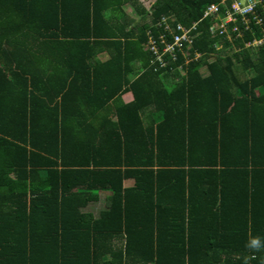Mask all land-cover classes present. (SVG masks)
I'll list each match as a JSON object with an SVG mask.
<instances>
[{"label": "trees", "instance_id": "obj_1", "mask_svg": "<svg viewBox=\"0 0 264 264\" xmlns=\"http://www.w3.org/2000/svg\"><path fill=\"white\" fill-rule=\"evenodd\" d=\"M150 2L0 0V264H264V19Z\"/></svg>", "mask_w": 264, "mask_h": 264}, {"label": "built area", "instance_id": "obj_2", "mask_svg": "<svg viewBox=\"0 0 264 264\" xmlns=\"http://www.w3.org/2000/svg\"><path fill=\"white\" fill-rule=\"evenodd\" d=\"M226 0H221V3H224ZM231 10L227 9L225 15L219 13L218 6L216 4L209 5L204 12L203 17H210L212 21V29L219 28L221 32H224L227 29V24L229 22L235 21V14L241 15L245 24L247 25L246 16L250 14L255 21L256 24H261L264 19V0H231ZM239 1H243V5L240 4ZM258 8L262 12V17L257 12ZM162 23L164 25V29L168 32L172 33V41L167 42L164 34H160L157 38L153 36L149 37V49L155 54V58L159 61L161 66L165 65L163 61V55L169 53L175 58L174 52L176 48H181L183 43H187V48L191 47L192 39L190 37L191 30L195 29L197 23H193V25L189 28H185L182 25H177L176 30L178 33L172 32L169 25L166 23L165 19H162ZM264 40V36L261 39L254 40L252 43L249 42L246 46L252 45H260ZM158 42V43H157ZM163 45L162 49L158 45ZM199 57V54H196V58Z\"/></svg>", "mask_w": 264, "mask_h": 264}, {"label": "rangeland", "instance_id": "obj_3", "mask_svg": "<svg viewBox=\"0 0 264 264\" xmlns=\"http://www.w3.org/2000/svg\"><path fill=\"white\" fill-rule=\"evenodd\" d=\"M139 1H140V3H141L144 7H148L149 4L151 3V2H150L151 0H139ZM124 10H125V12H126L127 14H129L131 17H133V18H135V19L138 18L137 16H135L132 7H130L129 5H125V6H124ZM122 99H123L124 102H128V101H129V98H128V96H126V95H123V96H122ZM103 195H104V194H103ZM103 195H101V198H100V200H99L97 203H92V204H90V205L85 209V211L92 212V213H94L95 216H97L98 212L103 208V203H104V200H103L104 196H103Z\"/></svg>", "mask_w": 264, "mask_h": 264}, {"label": "clouds", "instance_id": "obj_4", "mask_svg": "<svg viewBox=\"0 0 264 264\" xmlns=\"http://www.w3.org/2000/svg\"><path fill=\"white\" fill-rule=\"evenodd\" d=\"M251 246L252 247H259L260 246V240L259 239H253L251 241Z\"/></svg>", "mask_w": 264, "mask_h": 264}, {"label": "crops", "instance_id": "obj_5", "mask_svg": "<svg viewBox=\"0 0 264 264\" xmlns=\"http://www.w3.org/2000/svg\"><path fill=\"white\" fill-rule=\"evenodd\" d=\"M124 95L128 96L129 101H131L132 98H133V97H132V94H131L130 92H128V93H126V94H124ZM129 101H128V102H129Z\"/></svg>", "mask_w": 264, "mask_h": 264}]
</instances>
